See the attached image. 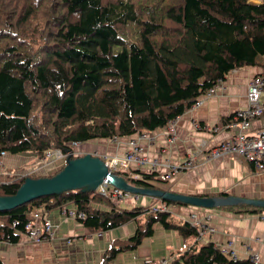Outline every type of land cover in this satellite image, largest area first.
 <instances>
[{"label": "trees", "instance_id": "1", "mask_svg": "<svg viewBox=\"0 0 264 264\" xmlns=\"http://www.w3.org/2000/svg\"><path fill=\"white\" fill-rule=\"evenodd\" d=\"M248 66L264 67V0H0V162L2 152L42 158L52 149L74 158V144L166 127L231 70ZM233 117H223L222 126ZM64 164L29 177L53 176ZM142 175L125 179L154 187L146 180L155 174ZM26 177L0 182V195L16 193ZM162 201L167 208L153 211L116 207L96 191L46 195L0 211V241L17 243L33 211L72 204L84 213L77 221L93 233L136 225L129 237L111 239L93 264L137 249L155 224L176 230L188 245L171 252L167 264H261L199 242L189 217L212 209L261 214L264 208ZM178 206L195 212L179 217L172 210Z\"/></svg>", "mask_w": 264, "mask_h": 264}, {"label": "crops", "instance_id": "2", "mask_svg": "<svg viewBox=\"0 0 264 264\" xmlns=\"http://www.w3.org/2000/svg\"><path fill=\"white\" fill-rule=\"evenodd\" d=\"M261 72H264L263 66L231 70L216 85V91L211 96L204 97L200 106L191 108L175 119L174 137L170 141H167L163 127L146 131L141 139L134 134L112 140L87 141L84 147H74V151L77 154L87 151L121 156L127 151L130 140H136L150 159L172 165L183 164V169L175 178L162 185L170 190L186 194L209 193L221 196L220 194L225 193L264 199V171H255L252 164L237 155H210L215 145L235 132L236 129L222 126V118L246 105L247 84L255 74ZM213 126H217V129L212 130ZM262 127L264 116L253 119L247 132L253 134ZM114 202L120 208L160 204V200L157 202L156 198L145 197L139 202L132 199ZM172 210L183 218L195 212L192 207L182 206L173 207ZM47 211L50 218L58 224L55 237L48 242H33L26 233H22L17 243L0 241V260L3 264L97 263L108 245L104 235L112 234L113 237L123 239L132 235L136 228L131 222L98 237V232L93 233L77 220L66 217L60 208ZM206 214L209 215V218L206 216L208 223L214 228L213 233L208 236L209 241L217 247L230 246L238 258L257 255L258 262L264 264V212L235 214L212 209ZM197 215L199 218L205 217L198 212ZM187 247L176 230H165L155 224L151 237L144 238L137 249L118 254L110 264H144L148 259H170L171 252Z\"/></svg>", "mask_w": 264, "mask_h": 264}, {"label": "built area", "instance_id": "3", "mask_svg": "<svg viewBox=\"0 0 264 264\" xmlns=\"http://www.w3.org/2000/svg\"><path fill=\"white\" fill-rule=\"evenodd\" d=\"M215 91L216 86L210 88L203 95L204 97H208ZM202 96L197 99L192 108L202 104L204 99ZM245 99L246 105L234 112L233 122L225 125V128L236 129L235 132L215 145L211 149L210 155L212 157L237 155L252 164L255 171L261 172L264 171V127L260 128L253 134H249L247 131L249 130L250 123L253 119L264 116V72L255 74L249 80ZM175 119L170 121L165 127L167 141L172 140L174 137L173 122ZM211 129L216 130L217 127ZM145 133L146 131L136 133L138 139L143 138ZM128 146L127 151L121 156H111L107 158L101 157L108 168L117 174L126 173L130 179L137 180L143 179L142 173H154V177L147 179L146 181L156 188L159 185L161 186L169 182L171 178H175L180 172V168H182V165H172L168 162H158L156 159H150L144 148L136 140H130ZM72 152L73 155L78 156V154L73 151V147ZM4 155L5 153L2 152L1 157ZM61 158L64 159L65 163L66 156H64L59 149H52L45 152L40 161V166L32 171L29 170V176L36 175V173L41 171H47ZM119 175L122 176L121 174ZM95 191L109 196L114 201H125L126 199H132L135 201V199L141 200V198H144L143 195L114 187L107 181H104ZM150 207L153 211H162L167 208L165 202L162 200H160V204L151 205ZM39 209V211L35 210L32 212L30 220L26 225V234L33 242H48L55 237L58 224L50 218L47 210L43 208ZM60 211L66 217H71L75 220H77V218H84V213L77 212L74 206L68 207L67 205H64L60 208ZM204 216V218H199L196 214H192L189 217V221L198 230L197 238L199 242H207L209 240V234L214 231V228L210 226L207 221L206 216L209 218V215L206 214ZM98 235L101 236L102 232H98ZM219 248L228 258H238V255L230 248V246H219ZM248 258L258 262L257 255ZM168 261L169 259L167 258H161L158 261L148 259L144 264H167Z\"/></svg>", "mask_w": 264, "mask_h": 264}, {"label": "water", "instance_id": "4", "mask_svg": "<svg viewBox=\"0 0 264 264\" xmlns=\"http://www.w3.org/2000/svg\"><path fill=\"white\" fill-rule=\"evenodd\" d=\"M104 181L132 193L196 207L211 209L245 203L264 208V199L260 198L236 195L207 197L155 187H137L127 182L122 176L113 173L101 157L86 153L74 158H71L69 154L65 158L63 168L53 176L40 178L27 176L16 193L0 195V211L12 209L42 196L58 195L68 190L95 191Z\"/></svg>", "mask_w": 264, "mask_h": 264}, {"label": "rangeland", "instance_id": "5", "mask_svg": "<svg viewBox=\"0 0 264 264\" xmlns=\"http://www.w3.org/2000/svg\"><path fill=\"white\" fill-rule=\"evenodd\" d=\"M202 97L204 98V95ZM84 144L86 145L87 143L86 142L85 143H78V144L74 145L73 146V151H74V147L75 148L84 147ZM93 145H95V144H93ZM86 153H90V152H87V151L80 152L78 154V156L84 155ZM91 154L97 155V156L102 157V158L111 157L108 154H98L96 152L95 153L92 152ZM41 159L42 158H40V157H36L34 153H29V152L28 153H23V154L17 155V156H10V155H7V156L5 155V157L3 156L1 158L2 161L0 162V182L10 181L12 179H15V178L21 177V176H29V174H28L29 170L32 171L36 167L40 166ZM63 163H64V159L61 158L58 161H56L52 165V167L50 169H48L47 171H44V172L43 171L38 172V173H36V175H50V174L54 173L55 171H57L63 165ZM182 166H183V164H182ZM181 169H183V168H180V170ZM112 172L115 173L114 171H112ZM115 174H117V173H115ZM119 174H121V175L124 174V176L122 175L123 178H125V177L130 178V177H128V175L126 173H118L117 175H119ZM157 188H159V189H167L165 186H162V185L161 186L159 185ZM144 197L145 198H152V197H147V196H144ZM143 199L144 198H141V200H143ZM141 200L135 199L136 202H139ZM156 200L158 202L159 199L156 198ZM116 202H120L121 203L123 201L116 200ZM115 206L119 207L116 204H115ZM38 210H40V209H38ZM129 223H131V222H129ZM103 234L104 233H102L101 236H103ZM101 236L98 235V237H101ZM103 238L107 239V244H108L111 239L116 238V237H113L112 234H110L108 236L104 235ZM123 239H125V238H123ZM106 248H107V246L105 247V250H106Z\"/></svg>", "mask_w": 264, "mask_h": 264}]
</instances>
